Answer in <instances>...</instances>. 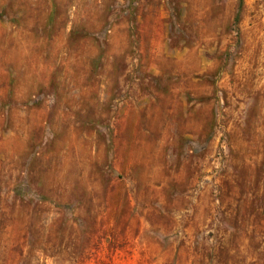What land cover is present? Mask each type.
I'll return each mask as SVG.
<instances>
[{
    "label": "rangeland",
    "instance_id": "rangeland-1",
    "mask_svg": "<svg viewBox=\"0 0 264 264\" xmlns=\"http://www.w3.org/2000/svg\"><path fill=\"white\" fill-rule=\"evenodd\" d=\"M0 264H264V0H0Z\"/></svg>",
    "mask_w": 264,
    "mask_h": 264
},
{
    "label": "trees",
    "instance_id": "trees-1",
    "mask_svg": "<svg viewBox=\"0 0 264 264\" xmlns=\"http://www.w3.org/2000/svg\"><path fill=\"white\" fill-rule=\"evenodd\" d=\"M45 200V197H40L39 201Z\"/></svg>",
    "mask_w": 264,
    "mask_h": 264
}]
</instances>
